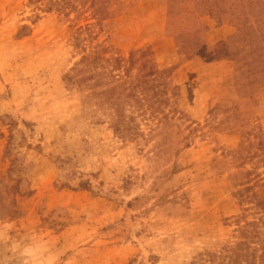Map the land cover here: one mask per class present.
Segmentation results:
<instances>
[{"label":"rangeland","instance_id":"1","mask_svg":"<svg viewBox=\"0 0 264 264\" xmlns=\"http://www.w3.org/2000/svg\"><path fill=\"white\" fill-rule=\"evenodd\" d=\"M52 1L0 0V264H261L264 0ZM78 28L157 69L123 135Z\"/></svg>","mask_w":264,"mask_h":264},{"label":"trees","instance_id":"2","mask_svg":"<svg viewBox=\"0 0 264 264\" xmlns=\"http://www.w3.org/2000/svg\"><path fill=\"white\" fill-rule=\"evenodd\" d=\"M61 2L65 4L63 0L52 1V4L58 8V12L65 10V5H61ZM90 34L87 35L85 30L81 28L75 32L73 47L81 51V56L64 79L69 88L76 87L80 91H97L103 95L114 111L115 119L111 125L115 131L123 135L127 130H125L121 117L124 105L129 99H134L137 103L144 101L148 92L156 95L157 86L153 83L156 81L154 77H156L157 69L150 59L143 60L139 77L136 81H130L128 63L133 62L134 54H130L126 60L120 56H112L108 47L102 43H95L93 46L87 45V43H92V40H96ZM145 58V53H139L137 56L138 61ZM151 77L153 79L149 81ZM241 230L244 234V227ZM254 237L259 238L258 232L251 231L247 238L253 239ZM236 256L237 253H235L234 259ZM261 260V264H264L263 257Z\"/></svg>","mask_w":264,"mask_h":264}]
</instances>
